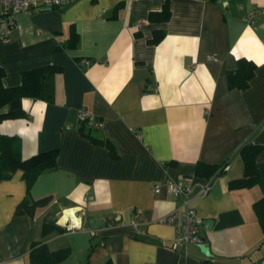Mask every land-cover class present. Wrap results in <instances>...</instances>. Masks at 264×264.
I'll list each match as a JSON object with an SVG mask.
<instances>
[{
    "label": "crops",
    "instance_id": "obj_1",
    "mask_svg": "<svg viewBox=\"0 0 264 264\" xmlns=\"http://www.w3.org/2000/svg\"><path fill=\"white\" fill-rule=\"evenodd\" d=\"M164 4L168 20L150 22ZM251 11L258 14L249 24ZM155 31L165 35L150 45ZM240 59L255 71L245 89L230 90L226 75ZM47 66L62 69L53 103L24 98L27 117L0 122V135L19 139L23 160L57 152L55 167L28 194L20 170L0 182V264H31L35 244L68 250L58 264H264L253 210L264 200V0H76L17 14L0 44L3 87ZM78 109L101 128L84 124L81 132ZM89 137L108 142L114 154ZM245 144L262 147L259 181L231 190L244 177L238 151ZM198 164L228 165L204 196L200 185L209 178L195 174ZM179 177L198 194L191 206L209 256L198 245L175 244L177 229L161 222L182 201L152 188ZM26 197L47 201L32 216L17 215ZM75 207L83 208L81 230L55 224L43 234L45 221Z\"/></svg>",
    "mask_w": 264,
    "mask_h": 264
},
{
    "label": "trees",
    "instance_id": "obj_2",
    "mask_svg": "<svg viewBox=\"0 0 264 264\" xmlns=\"http://www.w3.org/2000/svg\"><path fill=\"white\" fill-rule=\"evenodd\" d=\"M169 9L167 4H164L161 11L152 12L149 14L150 22H166L169 18ZM163 31H155L152 38L149 40L150 45H157L164 37ZM77 43V34L74 29L70 30L68 45L74 47ZM62 69L56 66H47L35 70H30L22 73L21 84L12 89H5L2 85V80L5 72L0 68V109L7 106V111L0 114V122L3 120H15L27 117L21 107V101L24 98L33 101H44L52 104L55 95L54 79L57 74H60ZM255 71V65L251 61L240 59L237 62V70L228 72L226 81L228 89H245L248 86L249 80L252 78ZM83 131V124L79 129ZM91 142L96 145H101L109 150L111 155L114 154L113 147L102 140H95L89 137ZM262 151L261 146L245 144L239 149V155L244 166V177L240 180H235L229 183V189H248L257 185L259 181V173L255 165V160ZM57 152L49 151L41 153L30 159L23 160L21 157V143L16 137L0 135V182L10 180L13 174L20 170L22 178L25 182L27 194L35 182V180L44 172L51 170L56 165ZM195 174L202 178H213L220 176L223 171L220 167H207L202 164L196 166ZM47 200L31 202L26 197L16 210L17 215L32 216L35 208L43 205ZM253 210L257 220L264 233V200L261 199L253 204ZM56 228L54 221H45L43 224V234ZM62 231H64L62 229ZM68 256V250L61 249L57 251H49L43 244H35L31 248L30 260L31 264H58Z\"/></svg>",
    "mask_w": 264,
    "mask_h": 264
},
{
    "label": "built area",
    "instance_id": "obj_3",
    "mask_svg": "<svg viewBox=\"0 0 264 264\" xmlns=\"http://www.w3.org/2000/svg\"><path fill=\"white\" fill-rule=\"evenodd\" d=\"M76 0H0V44L9 41V35L15 28V16L19 13L30 11H39L43 9H60ZM258 13L251 11L247 15L246 21L252 24ZM78 122L88 125L92 129H100L102 126L95 116L86 113L82 109L77 110ZM228 165L220 167V171H227ZM211 179H205L201 182L199 194L204 196L210 190ZM173 197L182 201L181 210H174L168 216L161 220L162 223L174 226L177 229V235L174 239L175 244H195L202 245V239L198 234V227L202 220L197 217L195 210L191 206L192 201L198 196L194 191V185L183 177L169 179L164 185L155 184L152 188L154 194H159L162 189ZM73 210L71 214H65V211ZM62 210L57 214L55 224L65 232H75L82 229L83 208L75 207ZM61 222V223H60Z\"/></svg>",
    "mask_w": 264,
    "mask_h": 264
},
{
    "label": "water",
    "instance_id": "obj_4",
    "mask_svg": "<svg viewBox=\"0 0 264 264\" xmlns=\"http://www.w3.org/2000/svg\"><path fill=\"white\" fill-rule=\"evenodd\" d=\"M207 222H204L203 225H206ZM200 250L205 256H209L208 249L202 244L199 245Z\"/></svg>",
    "mask_w": 264,
    "mask_h": 264
},
{
    "label": "bare ground",
    "instance_id": "obj_5",
    "mask_svg": "<svg viewBox=\"0 0 264 264\" xmlns=\"http://www.w3.org/2000/svg\"><path fill=\"white\" fill-rule=\"evenodd\" d=\"M72 211H73V210H67V211H65V214H66V215H67V214H71Z\"/></svg>",
    "mask_w": 264,
    "mask_h": 264
}]
</instances>
